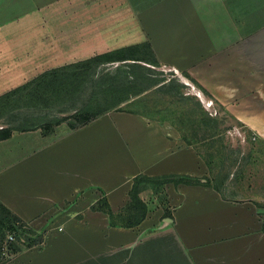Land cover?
Returning a JSON list of instances; mask_svg holds the SVG:
<instances>
[{
  "label": "crops",
  "instance_id": "crops-1",
  "mask_svg": "<svg viewBox=\"0 0 264 264\" xmlns=\"http://www.w3.org/2000/svg\"><path fill=\"white\" fill-rule=\"evenodd\" d=\"M129 2L130 9H116L111 17L117 29H141V42L150 44L162 69L198 81L209 92L201 90L206 99L264 135V0ZM36 49L39 57L23 64L0 58V75L22 74L21 83L0 95L62 64ZM77 51L63 64L80 58ZM39 60L46 68H33L39 71L28 78V64ZM139 173L211 176L177 125L136 110L111 109L77 128L13 130L0 137V199L46 232L41 245L19 251L11 264H264L261 204L224 191L225 197L211 185L168 182L165 204L150 203L141 223L111 226L107 213L92 204L105 195L120 210ZM166 207L173 217L165 216Z\"/></svg>",
  "mask_w": 264,
  "mask_h": 264
},
{
  "label": "rangeland",
  "instance_id": "rangeland-1",
  "mask_svg": "<svg viewBox=\"0 0 264 264\" xmlns=\"http://www.w3.org/2000/svg\"><path fill=\"white\" fill-rule=\"evenodd\" d=\"M128 1L0 0V47H4V49H0V58L8 64L13 60L16 61L13 62L16 65L18 63L23 64L25 59L28 60L29 57H39L37 55L39 49L36 48H43L42 52L45 58L56 55L57 59L55 60L62 62L61 65L53 67L56 68L75 64L95 55V53L98 54V52L146 43V41L141 42L140 37L144 34L141 29L134 33L133 31L132 33H127L125 30H130V27L120 26L117 29L116 26H119V23L116 24L115 19L111 18L116 9L121 11L130 9L129 5H131V2L128 3ZM85 11L89 13L85 15ZM100 11L106 13L101 14ZM35 43H42L43 46L39 47ZM85 43L88 44L89 50L83 49L88 47ZM73 48L79 50L74 54V57L80 58H76V61L71 63L63 64L68 52L71 54ZM132 53L133 56L145 55L153 58L149 46L144 44H142V48L135 52L132 51ZM47 61H50V59ZM133 61L147 65L153 78H167V80L176 78L183 85L180 87L181 91L180 89L167 91L155 86L138 95H131L120 106L123 109L136 110L153 117L167 118L174 121L184 133L192 138L197 148L207 158L212 160L213 170L211 171V176L217 175L222 180L224 191L229 196L232 195L231 197L257 200L264 212V135H261L259 130L244 125L242 121L237 119L221 104L213 103L211 106L213 113H211L210 107L206 106L207 102L205 101L204 103L202 101L203 98H200L201 95L196 92L202 89L195 81L190 79V83H185L184 77L183 81L175 71L162 69L161 65H155L143 60L127 59L104 63L99 67V72L114 71L118 66L125 68L127 64L125 62ZM39 62L40 60L37 61V64ZM15 64L10 67L15 66ZM20 66H17L16 69ZM46 66L28 64V78L33 77L39 71H36L37 69L46 68ZM35 67L37 69L33 70ZM46 71L48 70L44 72ZM21 75L19 73L0 75V92L11 85L21 83L16 82L20 80ZM135 89L136 87L134 86L118 87L112 91L116 92V97L115 99L111 98V100L114 101L120 97L128 96ZM92 91V88L75 89L72 87L59 90V92L67 93V99L64 102L53 99L49 104L50 107L45 109L43 116L45 115L46 120H49L56 116L72 114L75 104L77 106L81 105L84 98L86 99L89 92ZM27 92H47L53 96L52 92L54 90L50 87ZM73 92L86 93L82 101L77 100L75 103L69 99ZM97 92L105 91L99 89ZM173 92H183V96L187 98ZM98 101L101 104H107V99L103 95L98 98ZM46 102L47 99L43 98V105ZM23 103L22 111L33 108V106L28 107V100ZM214 107L218 111L214 112ZM205 112L216 119V122L206 124L202 120ZM58 125L69 126L67 122H62L51 127L43 126L42 128L48 131ZM1 126H6L5 117L0 118ZM143 196L153 207L164 205L163 192H155L148 189L144 191ZM11 235H15L14 231L7 229L1 240L0 264L13 263L19 251L27 248L22 240H17L15 237L11 238ZM17 246L21 250H15Z\"/></svg>",
  "mask_w": 264,
  "mask_h": 264
},
{
  "label": "trees",
  "instance_id": "trees-1",
  "mask_svg": "<svg viewBox=\"0 0 264 264\" xmlns=\"http://www.w3.org/2000/svg\"><path fill=\"white\" fill-rule=\"evenodd\" d=\"M142 44L149 46L153 58L145 55L133 56L132 51L135 52L142 48ZM127 59L143 60L155 65H160V62L155 56L150 44L148 42L140 43L129 47L101 52L85 60L76 62L75 64L52 68L24 84L3 93L0 95V118L5 117L6 126L0 128V137L4 138L10 136L13 130H32L42 128L43 126L51 127L54 124H60L62 122H67L70 128H77L89 123L94 118L111 109H123L120 104L129 99L131 95H138L155 86L159 89L175 91L179 90L181 85H183V83L176 78H170L169 80H167V78H153L147 65L134 61L125 62L127 63L125 68L118 66L114 71L99 72V67L104 63L124 61ZM193 81H195L205 93H209L198 81L194 79ZM126 86H134L136 89L128 94V96L120 97L117 100L112 101L111 98L115 99L116 97V92L112 91L118 87L122 88ZM50 87L54 90V92H52L53 96L49 95L47 92H27L29 90L32 91L41 88L46 89ZM66 87H72L75 89L92 88L93 91L89 92L88 97L86 99L84 98L81 105L77 106L75 104L74 112L72 114L56 116L55 118L46 120V116H43V113L45 109L50 107V102L53 99L64 102V100L67 99L66 92H59V90L65 89ZM99 89L104 90L105 92H97ZM85 93L86 92H73L72 96H69V99L71 102L75 103L77 100L82 101ZM173 93L181 94L182 97L187 98L183 96V92ZM47 95L48 97H46ZM101 95L106 97V105L101 104L98 101V98H100ZM43 98L47 99V102L44 105ZM25 100L29 101L28 107L33 106V108L27 111H22V107H24L23 102ZM141 113L153 117L147 113ZM202 120L206 124L216 122V119L209 116L207 112H205ZM172 122L177 125L174 121ZM177 127L183 138L189 144L195 145L192 138L184 133L180 126L177 125ZM199 152L201 151L199 150ZM201 154L205 158L210 171H212V160L207 158L202 152ZM168 182H173L175 184L184 182L211 185L219 190L225 197H228L224 192L223 182L217 175L213 177H195L182 173H168L161 175L139 173L133 178V185L129 191L130 198L123 208L114 211L105 195L93 203L91 207L95 210H102L107 213L111 226H135L145 219L150 210V202L142 196V192L148 189L155 192H163L165 204V185ZM261 215L264 219V213ZM165 216L173 217L171 211L167 207L165 208ZM162 222L166 223L164 219H162ZM7 229L14 231L15 235L13 237L17 240H22L26 247L41 245L45 240V231H39L32 227L26 220L11 210L0 199V249L2 247L1 240ZM15 250H21V248L17 246Z\"/></svg>",
  "mask_w": 264,
  "mask_h": 264
},
{
  "label": "bare ground",
  "instance_id": "bare-ground-1",
  "mask_svg": "<svg viewBox=\"0 0 264 264\" xmlns=\"http://www.w3.org/2000/svg\"><path fill=\"white\" fill-rule=\"evenodd\" d=\"M184 79H185V81H187V82L190 83V81H189L188 79H186L185 77H184ZM196 92H198V94L201 95V97L204 99V101H206V102L208 101V100L204 97V95H203V93H202L201 91H198V90H197Z\"/></svg>",
  "mask_w": 264,
  "mask_h": 264
},
{
  "label": "built area",
  "instance_id": "built-area-1",
  "mask_svg": "<svg viewBox=\"0 0 264 264\" xmlns=\"http://www.w3.org/2000/svg\"><path fill=\"white\" fill-rule=\"evenodd\" d=\"M212 104H213V101L212 100H208L207 103H206V105L209 106V107H211ZM214 112H216V110ZM211 113H213V111ZM10 237L13 238L12 235Z\"/></svg>",
  "mask_w": 264,
  "mask_h": 264
}]
</instances>
